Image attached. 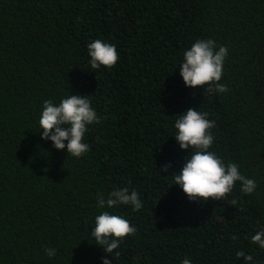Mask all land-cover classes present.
Returning a JSON list of instances; mask_svg holds the SVG:
<instances>
[{
    "label": "trees",
    "instance_id": "obj_1",
    "mask_svg": "<svg viewBox=\"0 0 264 264\" xmlns=\"http://www.w3.org/2000/svg\"><path fill=\"white\" fill-rule=\"evenodd\" d=\"M96 39L115 45L114 67L90 68ZM198 39L227 47L228 92L185 86L179 64ZM70 94L102 120L79 158L39 126L43 101ZM189 107L215 121L209 151L254 179L252 194L237 182L226 199L189 201L173 184L191 151L174 123ZM122 187L138 192L140 210L98 207V193ZM105 210L136 228L119 256L91 234ZM262 229L264 0H0V264H244L240 250L264 264L251 241Z\"/></svg>",
    "mask_w": 264,
    "mask_h": 264
},
{
    "label": "clouds",
    "instance_id": "obj_2",
    "mask_svg": "<svg viewBox=\"0 0 264 264\" xmlns=\"http://www.w3.org/2000/svg\"><path fill=\"white\" fill-rule=\"evenodd\" d=\"M91 69L101 66L112 68L120 58L115 45L96 39L87 44ZM228 56V49L224 45H217L213 39H198L183 52V60L179 64L180 76L187 87H201L207 85L209 94L226 93L229 88L221 83L224 73V62ZM175 120V140L181 149H189L190 154L179 171L174 173V183L179 185L189 201L201 199L207 201L226 199L233 191L236 183L240 184V191L245 195L252 194L257 185L256 181L248 178L240 171L237 163L225 164L223 159L215 152L209 151L214 142L212 129L215 121L208 118L207 112L198 111L189 107ZM101 117L92 106L91 100L86 95L70 94L60 100L58 104L52 99L43 101L39 118L41 139L50 140L58 150H65L67 154L81 157L90 151V146L85 142L88 126L101 123ZM65 141L67 143H65ZM171 163H165L161 171L168 172ZM100 209L114 208L118 205H130L132 210L138 211L143 207L137 191L131 192L127 187L113 189L105 194H97ZM237 200L232 199L235 205ZM94 228L91 231L96 244L102 246L106 253L113 254L119 247V242L126 236L136 232V228L126 218L101 211L95 217ZM236 239L235 236L232 237ZM253 244L264 248V229L251 236ZM45 255L49 258L55 256V248H45ZM119 256V252H115ZM237 258H243L244 264H251L253 256L243 250L236 252ZM103 264H112V261L102 257ZM182 264H191L189 259H184Z\"/></svg>",
    "mask_w": 264,
    "mask_h": 264
}]
</instances>
